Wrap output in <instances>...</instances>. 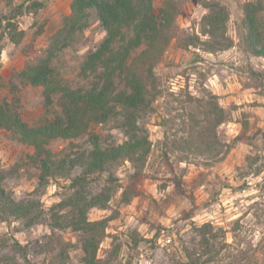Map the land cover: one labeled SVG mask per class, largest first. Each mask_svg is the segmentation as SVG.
<instances>
[{
    "label": "rangeland",
    "instance_id": "1",
    "mask_svg": "<svg viewBox=\"0 0 264 264\" xmlns=\"http://www.w3.org/2000/svg\"><path fill=\"white\" fill-rule=\"evenodd\" d=\"M162 0H154L157 7ZM228 11L226 34L232 45L208 52L201 42L170 41L155 66L159 93L150 109L137 120L139 133L149 141L144 177L138 193L126 204L121 188L132 172L130 163H109L88 181L97 192L110 174L116 188L106 209L91 208L90 220H108L97 256L110 264H264V58L243 50L240 42L242 4L247 0H215ZM71 0H0V97L15 100L21 117L35 124L53 116L58 108L45 105L42 87L24 83L18 76L34 60L50 35L69 13ZM202 0H181L176 17L178 35L196 34L200 40ZM264 2V0H263ZM264 13V11H263ZM88 26L53 60L60 75L77 80L79 64L105 35L90 11ZM184 40V37H183ZM202 99L223 108V121L207 133L209 146L199 152L182 143L185 130L204 122ZM100 142L120 143L123 131L114 123L91 124ZM56 158L66 162L91 148L86 134L54 138L48 143ZM33 147L0 129V169L4 186L15 200L33 198L47 210L67 192L69 177L48 176L39 182L40 168ZM51 230L44 217L24 227L20 219L0 221V234L15 239L25 250L17 252L20 264H47L45 250ZM68 244L65 264H83L77 233L55 230ZM0 264H6L0 262Z\"/></svg>",
    "mask_w": 264,
    "mask_h": 264
},
{
    "label": "trees",
    "instance_id": "2",
    "mask_svg": "<svg viewBox=\"0 0 264 264\" xmlns=\"http://www.w3.org/2000/svg\"><path fill=\"white\" fill-rule=\"evenodd\" d=\"M201 5L204 12L200 17V33L206 36L204 40L196 34L178 35L176 17L181 0H162L157 7L154 0H71L69 13L50 35L42 53L26 62L18 73L22 82L42 87L45 105L54 102L58 107L54 115L29 124L21 117L15 100L0 97V129L33 147L40 168V183L48 176L66 175L74 166L80 168L78 174L69 177L64 196L47 210L37 199L15 200L4 186L5 175L0 169V221L15 218L20 219L24 227H30L46 217L51 230L45 244L50 254L47 264H65L68 244L55 233V230L65 229L77 233L83 264H110L97 256V249L105 236L108 220L115 218L118 211L94 220L88 219L87 214L91 208L108 207L117 186L116 178L110 174L97 192L88 188V181L94 174H100L107 164L126 160L132 172L121 188L119 200L126 204L138 193L137 186L145 175L143 168L149 141L139 133L137 120L150 109L159 93L155 66L163 58L170 41L177 37L179 44L184 46L201 42L208 52L232 45V39L226 34L229 13L225 5L215 0H202ZM91 10L105 35L79 64L75 81L60 75L53 60L88 26ZM263 11V0L245 1L240 23L243 50L262 58ZM197 101L203 105L204 122L189 124L182 143L203 152L209 146L207 133L223 121L224 113L215 101L207 100L211 103L207 109L202 99ZM107 122L123 131L125 139L122 142L103 144L99 135L89 129L91 124ZM84 134L91 148L67 162L63 157L56 158L48 147L54 138H75ZM17 252L25 255L15 239L0 234V262L20 264L15 258Z\"/></svg>",
    "mask_w": 264,
    "mask_h": 264
}]
</instances>
